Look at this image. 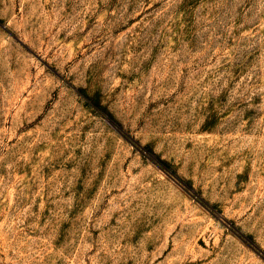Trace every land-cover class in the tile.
<instances>
[{"label":"rangeland","instance_id":"1","mask_svg":"<svg viewBox=\"0 0 264 264\" xmlns=\"http://www.w3.org/2000/svg\"><path fill=\"white\" fill-rule=\"evenodd\" d=\"M0 264H264V0H0Z\"/></svg>","mask_w":264,"mask_h":264},{"label":"trees","instance_id":"2","mask_svg":"<svg viewBox=\"0 0 264 264\" xmlns=\"http://www.w3.org/2000/svg\"><path fill=\"white\" fill-rule=\"evenodd\" d=\"M148 153L151 155L152 159L160 166H164V163L155 157V155L148 151ZM245 240H247L249 243L253 244V241L249 236L241 235Z\"/></svg>","mask_w":264,"mask_h":264}]
</instances>
